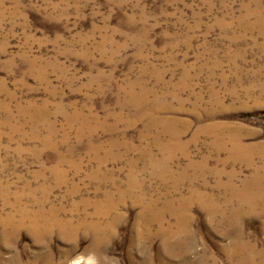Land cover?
I'll return each instance as SVG.
<instances>
[{"label":"rangeland","instance_id":"374dc122","mask_svg":"<svg viewBox=\"0 0 264 264\" xmlns=\"http://www.w3.org/2000/svg\"><path fill=\"white\" fill-rule=\"evenodd\" d=\"M261 155L264 0H0V192L31 203L27 189L46 187L48 203L85 213L111 195L119 212L96 256L81 236L72 244L53 233L37 249L6 226L0 264H49L47 254L63 264H130V252L146 255L129 252L144 229L137 213L156 200L165 227L186 224L194 252L263 264L264 181L251 185L264 175Z\"/></svg>","mask_w":264,"mask_h":264},{"label":"bare ground","instance_id":"6f19581e","mask_svg":"<svg viewBox=\"0 0 264 264\" xmlns=\"http://www.w3.org/2000/svg\"><path fill=\"white\" fill-rule=\"evenodd\" d=\"M130 94V93H129ZM131 97V96H130ZM137 97V96H136ZM143 97V96H142ZM130 99V98H129ZM132 100V99H130ZM142 100V99H141ZM133 101V100H132ZM130 101V102H132ZM138 102V101H137ZM135 102V103H137ZM141 102V101H140ZM129 103V101H128ZM146 103V102H145ZM144 103V104H145ZM131 104V103H130ZM135 105V104H134ZM140 105V104H136ZM155 105V104H154ZM145 106V105H144ZM139 108V107H138ZM141 108V106H140ZM146 109V108H141ZM140 110V111H141ZM150 110V109H149ZM145 112V111H144ZM161 112V111H160ZM141 115V112H139ZM147 114V112H146ZM158 116V115H157ZM143 117V116H142ZM156 117V116H155ZM161 117V116H160ZM166 117V116H165ZM150 118V117H149ZM151 119V118H150ZM156 119V118H154ZM164 119V118H163ZM157 120V119H156ZM164 120H167L166 118ZM152 121V120H151ZM150 122V121H149ZM157 122V121H156ZM150 124V123H149ZM153 124V123H152ZM155 124V122H154ZM166 125V124H165ZM168 127V126H167ZM207 127V126H206ZM166 128V127H164ZM208 128V127H207ZM214 128V127H213ZM169 129V128H168ZM211 129V128H210ZM164 130V129H163ZM201 130V129H199ZM207 130V129H206ZM169 131V130H167ZM172 131V130H171ZM214 131V130H213ZM212 132V131H210ZM216 133V132H215ZM206 134V133H205ZM214 134V133H213ZM214 136V135H213ZM219 136V135H218ZM216 138V137H214ZM235 139V137H233ZM218 139V137H217ZM220 139V137H219ZM237 139V138H236ZM176 140V139H175ZM172 141V140H171ZM179 141V140H178ZM195 141V140H194ZM229 141V140H228ZM231 141V140H230ZM175 142V141H174ZM216 142H218L216 140ZM224 143V142H222ZM180 144V143H179ZM187 144V143H186ZM214 144V143H213ZM220 144V143H219ZM233 144V143H232ZM172 145V144H171ZM170 145V146H171ZM175 145V143H174ZM184 145V144H183ZM234 145V144H233ZM237 145V144H236ZM179 146V145H176ZM216 146V145H215ZM224 146V144H223ZM231 146V145H230ZM186 147V146H185ZM218 147V146H217ZM239 148V147H238ZM241 148V147H240ZM171 149V147H170ZM176 149V148H175ZM224 149V148H223ZM235 148H233L234 150ZM246 150V149H245ZM235 151H237L235 149ZM253 151V150H252ZM257 151V150H256ZM229 152V151H228ZM232 152V150H231ZM240 153V150H239ZM237 153V154H239ZM175 154V153H174ZM236 154V153H235ZM241 154V153H240ZM252 154V153H251ZM263 154V153H262ZM255 155V154H254ZM237 156V155H236ZM240 156V155H239ZM260 156V155H259ZM262 156V155H261ZM264 158V156H262ZM171 158V157H170ZM232 158V157H230ZM238 159V158H237ZM242 159V158H241ZM232 160V159H231ZM234 160V159H233ZM241 161V160H239ZM263 161V160H262ZM198 163V162H197ZM234 163V162H231ZM251 164V163H250ZM262 164V163H261ZM156 165V164H155ZM263 165V164H262ZM261 165V166H262ZM251 166V165H250ZM263 167V166H262ZM262 167H258V169H261ZM255 168V167H253ZM262 170V169H261ZM218 171V170H217ZM255 172V170H254ZM167 173V172H166ZM218 173V172H217ZM128 175V174H127ZM219 175V174H218ZM235 175V174H234ZM132 176V175H130ZM184 176V175H183ZM203 176V175H202ZM228 176V175H227ZM199 177V175H198ZM197 177V178H198ZM253 177V176H252ZM200 178V177H199ZM249 178V177H248ZM247 178V179H248ZM251 178V177H250ZM249 178V179H250ZM191 179V178H190ZM229 179V178H227ZM131 180V179H130ZM129 180V181H130ZM134 180V179H133ZM168 180V179H167ZM176 180V179H175ZM231 180V179H230ZM229 180V181H230ZM245 180V179H244ZM243 180V181H244ZM127 179V183L129 182ZM132 181V180H131ZM138 181V180H137ZM172 181V180H171ZM187 181V180H186ZM242 181V182H243ZM262 181H264V175H259V172L257 171L251 181V185L258 187V184H260ZM136 181L133 182V184ZM162 182V181H161ZM177 182V181H176ZM219 182V181H218ZM228 182V180H227ZM245 182V181H244ZM130 183V182H129ZM132 183V182H131ZM137 183V182H136ZM143 183V182H142ZM172 183V182H171ZM249 183V182H248ZM138 184V183H137ZM221 184V183H219ZM226 184V183H225ZM224 184V185H225ZM44 185V184H43ZM129 185V184H128ZM140 185V183H139ZM174 185V183H173ZM263 186V184H260V186ZM118 186V185H117ZM130 186V185H129ZM136 185H134L135 187ZM138 186V185H137ZM136 186V187H137ZM176 186V185H175ZM226 186V185H225ZM133 187V186H132ZM139 187V186H138ZM7 188V187H6ZM3 188L0 192V197L3 200L0 203V226L3 230L2 238L8 232L6 231V226H9L11 231L15 233L17 230H24L26 234L29 236H32L37 244V249H40L43 247V243L45 240L51 236L53 233L56 235V239L61 242H70L73 244L74 238L81 236L82 239L87 240V245L85 246V251L88 250L92 251V254L95 255V251L99 248L103 247L109 239L113 236V230L114 225L117 222V219L119 217V212L114 208V204H112L111 195L110 198H106V200L103 203L95 202L93 201L91 203V206L93 208L92 213H85L84 211H78L76 208L77 205H74L69 212L65 211L64 208L61 205L48 203V198H46V192L48 191V188L45 187H35V188H28L27 189V196L29 199H32L33 202L31 203H24L21 201V195L19 192L15 193V198L11 202L6 198L7 189ZM128 188V187H126ZM193 188V187H192ZM218 188V187H217ZM235 188V187H234ZM249 189V187H247ZM122 189V188H121ZM125 189V188H124ZM123 189V190H124ZM131 189V188H130ZM126 190V192L130 191ZM134 189V188H133ZM253 189V190H254ZM258 189V188H257ZM120 190V189H119ZM135 190V189H134ZM193 190V189H192ZM231 190V187L230 189ZM138 191V190H137ZM136 191V192H137ZM234 191V189L232 190ZM238 191V190H237ZM248 191V190H247ZM255 191V190H254ZM37 192H42V196L40 198H36L35 195ZM45 192V193H44ZM132 192V191H131ZM134 192V191H133ZM144 192V191H143ZM236 192V191H235ZM263 192V191H262ZM71 193V192H70ZM106 193V192H105ZM112 193V192H111ZM191 193V192H190ZM233 193V192H232ZM238 194V192H236ZM235 193V194H236ZM240 193V192H239ZM260 193V192H259ZM264 193V192H263ZM39 194V193H38ZM135 194V193H134ZM133 194V195H134ZM140 194V193H139ZM198 194V193H197ZM241 194V193H240ZM252 194V193H250ZM248 194V195H250ZM257 194V192L255 193ZM51 195V194H50ZM108 195V194H107ZM122 195V194H121ZM124 195V194H123ZM127 195V194H126ZM130 195V194H129ZM132 195V194H131ZM132 195V196H133ZM191 195V194H190ZM233 195V194H232ZM245 195V194H243ZM253 195V194H252ZM259 195V194H257ZM261 195V194H260ZM138 196V195H137ZM142 196V195H141ZM143 196L144 193H143ZM151 196V195H150ZM193 196V195H192ZM242 196V195H241ZM251 196V195H250ZM263 196V195H262ZM106 197V196H105ZM128 197V195H127ZM153 197V196H152ZM197 197V196H196ZM204 197V196H202ZM211 197V195H210ZM236 197V196H235ZM243 197V196H242ZM241 197V199H242ZM245 197V196H244ZM247 197V194H246ZM245 197V198H246ZM101 198V197H100ZM125 198V197H124ZM130 198V197H129ZM139 198V197H138ZM149 198V197H148ZM180 198V197H179ZM234 198V197H233ZM244 198V199H245ZM251 198V197H250ZM254 198V197H253ZM28 199V198H27ZM132 199V198H131ZM141 199V198H140ZM194 199V198H193ZM230 199V198H229ZM236 199V198H235ZM238 199V198H237ZM240 199V198H239ZM238 199V200H239ZM89 200V199H88ZM99 200V199H98ZM112 202H111V201ZM124 200V199H123ZM144 200V199H143ZM146 200V199H145ZM149 200V199H148ZM151 200V199H150ZM170 200V199H169ZM198 200V199H197ZM78 201V200H77ZM132 201V200H130ZM140 201V200H139ZM200 201V200H199ZM204 201V200H203ZM231 201V200H229ZM142 202V201H141ZM157 202V200H156ZM155 201H149V202H143L141 205L140 211L137 213L138 222H143V228L142 230H137V233L135 235L136 238L132 237L130 240V246L131 250L133 251L135 249V254L139 249H143L146 251V255L140 257L138 256V259H134L132 256V253H129V261L130 264H174L175 262H179L181 259L182 264H217V257H215L216 254L212 252H207L209 249L201 248L197 252L193 251V240L194 236L192 234H189L188 232L185 233L182 223H179V231L178 233L173 230L170 226L166 227L164 226L166 224V221L164 217L161 215H164V207L161 211H159V214L154 212V207L156 204ZM179 202V201H178ZM209 202V201H208ZM218 202V201H217ZM215 202V203H217ZM233 202V201H232ZM243 202V199L242 201ZM246 202V201H245ZM252 202V201H251ZM248 202V203H251ZM82 203V202H81ZM86 203V202H85ZM119 203V202H118ZM117 203V205H118ZM165 203V202H164ZM205 203V202H204ZM203 203V206H204ZM213 203V202H212ZM253 203V202H252ZM251 203V204H252ZM77 204V203H76ZM90 204V203H88ZM173 204V203H172ZM175 204V202H174ZM201 204V203H200ZM208 204V203H205ZM227 204V203H226ZM241 204V203H240ZM236 205L239 207V205ZM250 204V205H251ZM72 205V203L70 204ZM86 205V204H83ZM139 205V204H137ZM178 205V203H177ZM202 205V204H201ZM214 205V204H213ZM212 205V206H213ZM235 205V206H236ZM243 205V204H242ZM133 206V204L131 205ZM135 206V205H134ZM158 206V205H157ZM179 206H181L179 204ZM221 206V205H220ZM225 206V205H223ZM230 206V205H229ZM255 206V205H253ZM6 207H8V211H5ZM138 207V206H137ZM205 207V206H204ZM209 207V206H206ZM211 207V205H210ZM231 207H233L231 205ZM247 207V206H246ZM117 208V207H116ZM215 208V207H214ZM229 208V207H228ZM237 208V207H236ZM249 208V207H248ZM82 209V208H81ZM115 209V210H114ZM167 209V207H166ZM227 209V208H226ZM110 210V211H108ZM171 210V209H170ZM185 210V209H184ZM233 210V209H232ZM243 211V209H241ZM259 210V209H258ZM114 211V214H116L114 217L111 218L110 213ZM172 212L174 210H171ZM176 211V210H175ZM179 211V209H178ZM187 211V210H185ZM224 211V210H223ZM188 212V211H187ZM208 212V211H207ZM215 212V211H214ZM228 212V211H227ZM177 213V212H176ZM175 213V215H176ZM209 213V212H208ZM224 213V212H223ZM237 213V212H235ZM252 213V212H251ZM256 213V212H255ZM261 213V211H260ZM174 214V213H173ZM179 214V212H178ZM182 214V213H181ZM211 214V213H209ZM250 214V213H248ZM254 214V212H253ZM169 215V214H168ZM223 215V214H222ZM237 215V214H236ZM239 215V213H238ZM251 215V214H250ZM110 219H109V217ZM185 216V215H184ZM218 216V215H215ZM180 217V216H179ZM187 217V216H186ZM206 217V216H205ZM230 217V216H229ZM238 217V216H236ZM235 217V218H236ZM177 218V217H176ZM213 218V217H212ZM221 218V217H220ZM219 218V219H220ZM256 219V217H253ZM178 219V218H177ZM184 219V218H183ZM182 219V221H183ZM208 219V218H207ZM211 219V218H210ZM222 219V218H221ZM237 219V218H236ZM234 219V220H236ZM241 219V218H240ZM231 220V219H230ZM233 220V221H234ZM224 221V220H222ZM227 221V220H226ZM232 221V220H231ZM184 222V221H183ZM224 223V222H223ZM156 224L158 228L155 226V229H153L152 225ZM169 224V223H168ZM262 224V221H261ZM178 225V224H176ZM138 226V225H137ZM142 227V225H140ZM234 226V225H233ZM263 227V226H262ZM157 228V229H156ZM238 228V227H237ZM137 229V228H136ZM236 229V228H235ZM241 229V228H240ZM192 231V230H191ZM202 231L205 237L211 236V234L214 233V230L211 229V227L207 223H202ZM239 231V230H238ZM237 231V232H238ZM241 231V230H240ZM190 232V231H189ZM193 233V232H192ZM240 234V232H239ZM238 236V235H237ZM237 238V237H236ZM239 238V237H238ZM246 238V237H245ZM136 239V241H135ZM241 239V238H240ZM156 240V241H155ZM237 241V240H236ZM241 243V240H239ZM157 243V244H156ZM238 243V244H240ZM155 246L153 247V245ZM237 244V243H236ZM242 244V243H241ZM138 246V247H137ZM211 246L213 249L218 250V246L214 245V242H211ZM241 246V245H240ZM204 247V246H203ZM249 247V246H248ZM247 247V249H248ZM152 248L155 249V253L151 252ZM239 246H234L232 249L238 250V253L240 251ZM212 249V250H213ZM231 249V248H229ZM57 250V249H56ZM99 251V250H98ZM97 251V252H98ZM211 251V250H209ZM225 251V250H224ZM230 251V250H229ZM96 252V253H97ZM192 252L194 253V258H188V253ZM236 252V251H235ZM241 252V251H240ZM245 252V251H244ZM91 253V252H90ZM231 253V252H230ZM233 253V252H232ZM250 253V252H249ZM134 254V253H133ZM241 254V253H240ZM239 254V255H240ZM50 254L45 255L44 257L48 260L47 263L51 264V261L53 264H63L60 262H57L56 260H51V257H47ZM233 255V254H232ZM237 255V254H236ZM190 256V255H189ZM244 256V255H243ZM53 257V256H52ZM62 260H66L64 257H61ZM179 259V260H178ZM183 259V261H182ZM229 259V258H228ZM238 259V258H237ZM58 260V259H57ZM80 260H82L81 257L75 259L73 261V264H80ZM85 260V259H84ZM236 260V259H234ZM55 261V262H54ZM233 263V261L231 260ZM257 262V261H256ZM126 263V262H125ZM258 263H261L258 261ZM66 264V263H65ZM243 264H255L254 261L249 257H243ZM262 264V263H261ZM264 264V263H263Z\"/></svg>","mask_w":264,"mask_h":264}]
</instances>
